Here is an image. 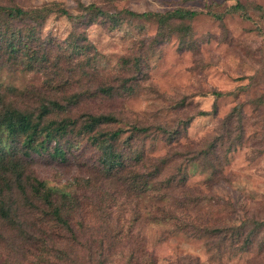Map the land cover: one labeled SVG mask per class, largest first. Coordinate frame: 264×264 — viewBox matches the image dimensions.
<instances>
[{
  "label": "rangeland",
  "instance_id": "rangeland-1",
  "mask_svg": "<svg viewBox=\"0 0 264 264\" xmlns=\"http://www.w3.org/2000/svg\"><path fill=\"white\" fill-rule=\"evenodd\" d=\"M236 2L240 11L224 13ZM79 3L108 13L195 10L193 47L178 35L160 41L157 25L142 19L115 28L97 21L80 32L55 12L37 21L0 14V123L12 108L39 123L13 134L0 125V264H264V0H0V7L48 4L77 14ZM12 29L18 51L7 46ZM77 32L92 45L82 57ZM41 105L49 111L39 118ZM87 114L115 121L85 132ZM132 126L148 131L128 141ZM116 129L112 150L124 166L109 171L92 138ZM163 157L169 161L154 173ZM35 180L62 206L65 223ZM183 223L210 232H186Z\"/></svg>",
  "mask_w": 264,
  "mask_h": 264
},
{
  "label": "trees",
  "instance_id": "trees-1",
  "mask_svg": "<svg viewBox=\"0 0 264 264\" xmlns=\"http://www.w3.org/2000/svg\"><path fill=\"white\" fill-rule=\"evenodd\" d=\"M53 4V3H52ZM81 7V11L77 14L71 13L70 11L56 6H50L45 4L40 7H35L31 9H23L20 7H0V14H6L8 18H17L22 20H43L47 15L51 12H55L59 16H65L69 21L75 25L73 30L84 31V29L97 21L108 23L110 28H115L119 26L124 19H142L144 21L155 23L158 27L157 36L160 41H163L169 38L172 35H178L180 37V44L186 45L187 47H193V42H187V36L190 34L191 26L190 21L197 15V11L186 9V8H176L171 11L166 12H135L128 9H122L113 13H108L102 10L99 6L95 4L83 5L81 3L78 4ZM242 9L241 5L237 2L235 4H231L228 6L224 13H237ZM208 14L213 16L216 19H221L222 14H218L215 12L207 11ZM77 32L78 34H81ZM19 31L16 29L10 30V40L8 42V49L10 51H18L19 47L15 44L21 43V40L18 38ZM30 35V34H28ZM87 38L84 34H81L80 39L76 36L74 39V48L76 50V54L79 56L86 55L90 49H92V45L89 42L86 44L82 41H86ZM85 44V45H84ZM140 50V49H139ZM93 53H95L93 47ZM140 62V58H135L134 65L138 66ZM139 70V68H138ZM121 88L126 91H131L132 88L130 86H126L125 82L121 84ZM100 93L105 94L107 96H111L115 93L112 86H101L98 88ZM50 105L55 108H62L60 104H57L55 101L50 102ZM60 106V107H59ZM49 111V108L46 105H41L40 112L37 116L41 118L44 114ZM207 112L200 110L198 115H205ZM30 113L22 112L17 109H8L5 110V114L2 116L3 122L0 125L6 126L10 133H19L26 132L28 128L34 126V131L38 130V122L30 123V118L32 117ZM187 119L186 121H188ZM115 121V117L110 114H87L83 125L82 130L85 132L94 131L98 126L112 124ZM160 129V127H159ZM148 131V127H139L132 126L131 132L128 135L127 139H130L138 134V133H146ZM161 131L163 129L161 128ZM122 134V129H116L110 133H99L97 136H93V142H95L101 151L102 158L101 163L106 167L107 170H114L117 168L123 167V161L121 160V156L115 152H113V142H115L120 135ZM139 159V157H138ZM169 161L168 157H163L161 159L154 160L152 163L154 173H157L159 170V165L165 164ZM153 173V174H154ZM152 174V175H153ZM35 185L33 186L35 192L41 196V198L45 201L48 206H52V214L54 218L62 223H65V220L62 217V206L60 204L54 203L51 198V191L48 188H45L44 182L40 180H35ZM147 186V185H145ZM179 186V185H174ZM181 230H185L186 232L191 233H209L208 228H198L191 226L190 224L183 223L180 226ZM216 230V229H213ZM193 231V232H192ZM218 231V230H216ZM197 261H194L193 264H197Z\"/></svg>",
  "mask_w": 264,
  "mask_h": 264
}]
</instances>
